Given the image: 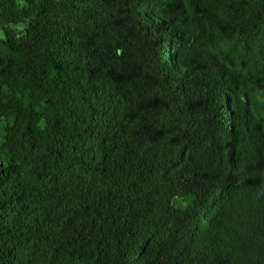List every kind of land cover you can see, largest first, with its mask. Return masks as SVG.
I'll list each match as a JSON object with an SVG mask.
<instances>
[{
    "label": "trees",
    "instance_id": "trees-1",
    "mask_svg": "<svg viewBox=\"0 0 264 264\" xmlns=\"http://www.w3.org/2000/svg\"><path fill=\"white\" fill-rule=\"evenodd\" d=\"M0 29V264H264V0H0Z\"/></svg>",
    "mask_w": 264,
    "mask_h": 264
},
{
    "label": "rangeland",
    "instance_id": "rangeland-1",
    "mask_svg": "<svg viewBox=\"0 0 264 264\" xmlns=\"http://www.w3.org/2000/svg\"><path fill=\"white\" fill-rule=\"evenodd\" d=\"M27 26H28V25H26V24H20V25H17L16 28H17L18 30H20V32L24 33L25 30H26V28H27ZM2 36H3V32H2V30L0 29V37H2ZM253 94H254L255 98L258 100V102L261 103L260 100H261V98H262V94H261V93H258L257 91L254 92ZM263 117H264V111H263Z\"/></svg>",
    "mask_w": 264,
    "mask_h": 264
}]
</instances>
